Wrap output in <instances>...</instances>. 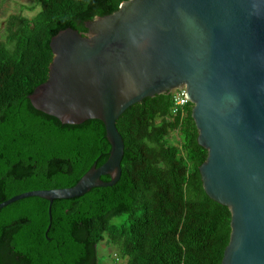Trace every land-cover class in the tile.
Returning <instances> with one entry per match:
<instances>
[{"label":"trees","instance_id":"16d2710c","mask_svg":"<svg viewBox=\"0 0 264 264\" xmlns=\"http://www.w3.org/2000/svg\"><path fill=\"white\" fill-rule=\"evenodd\" d=\"M125 0H37L38 13L10 16L0 41V203L35 189L74 186L112 149L99 119L64 124L28 95L49 76L51 38L115 12ZM33 7H29L32 9ZM173 94L130 106L117 126L125 141L113 186L50 201L30 196L0 209V264H102L108 240L126 264H223L231 211L206 193L193 103L173 113ZM179 140H172V133ZM102 179L109 180V175Z\"/></svg>","mask_w":264,"mask_h":264},{"label":"water","instance_id":"95a60500","mask_svg":"<svg viewBox=\"0 0 264 264\" xmlns=\"http://www.w3.org/2000/svg\"><path fill=\"white\" fill-rule=\"evenodd\" d=\"M85 26L51 38L49 76L28 97L64 124L103 121L110 156L74 186L25 191L0 209L39 196L52 219L54 199L115 185L125 152L120 116L186 87L208 150L199 167L204 189L231 211L222 263L264 264V0H125Z\"/></svg>","mask_w":264,"mask_h":264},{"label":"rangeland","instance_id":"374dc122","mask_svg":"<svg viewBox=\"0 0 264 264\" xmlns=\"http://www.w3.org/2000/svg\"><path fill=\"white\" fill-rule=\"evenodd\" d=\"M29 7L33 8L29 9ZM40 8L37 0H0V41L6 40V29L11 15L22 13L32 17L39 12ZM171 136L174 142L179 140L176 132ZM98 249L102 264H126L123 259L118 261L115 256L118 250L108 240L101 242Z\"/></svg>","mask_w":264,"mask_h":264},{"label":"built area","instance_id":"2783aa9c","mask_svg":"<svg viewBox=\"0 0 264 264\" xmlns=\"http://www.w3.org/2000/svg\"><path fill=\"white\" fill-rule=\"evenodd\" d=\"M172 94L174 100V106L172 108L173 113H178L180 110H183L185 106L191 102L186 96V87L174 89Z\"/></svg>","mask_w":264,"mask_h":264}]
</instances>
